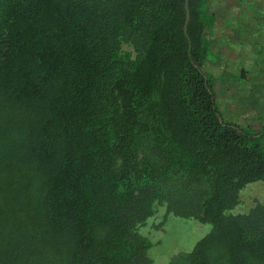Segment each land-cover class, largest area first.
I'll use <instances>...</instances> for the list:
<instances>
[{"label": "trees", "instance_id": "obj_1", "mask_svg": "<svg viewBox=\"0 0 264 264\" xmlns=\"http://www.w3.org/2000/svg\"><path fill=\"white\" fill-rule=\"evenodd\" d=\"M211 2L0 0V264H154L161 207L211 226L168 264H264V204L229 213L264 123L218 111Z\"/></svg>", "mask_w": 264, "mask_h": 264}, {"label": "rangeland", "instance_id": "obj_2", "mask_svg": "<svg viewBox=\"0 0 264 264\" xmlns=\"http://www.w3.org/2000/svg\"><path fill=\"white\" fill-rule=\"evenodd\" d=\"M211 1L215 23L204 31L209 56L203 70L223 120L257 130L264 123V0ZM239 198L230 214L264 204V182L248 184ZM210 230L208 224L165 216L161 207L139 232L152 243L153 263L168 264L175 255L191 252Z\"/></svg>", "mask_w": 264, "mask_h": 264}, {"label": "water", "instance_id": "obj_3", "mask_svg": "<svg viewBox=\"0 0 264 264\" xmlns=\"http://www.w3.org/2000/svg\"><path fill=\"white\" fill-rule=\"evenodd\" d=\"M186 7H187V2H186ZM188 20H189V12H188V10H187V11H186L185 25L187 24Z\"/></svg>", "mask_w": 264, "mask_h": 264}]
</instances>
